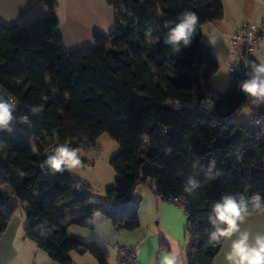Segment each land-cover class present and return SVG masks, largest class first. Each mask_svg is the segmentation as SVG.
Returning a JSON list of instances; mask_svg holds the SVG:
<instances>
[{
	"label": "trees",
	"instance_id": "1",
	"mask_svg": "<svg viewBox=\"0 0 264 264\" xmlns=\"http://www.w3.org/2000/svg\"><path fill=\"white\" fill-rule=\"evenodd\" d=\"M105 2L115 10L112 32H94L92 47L72 52L64 49L58 32L54 0H41L47 15L32 25L0 24V93L17 101L13 131L0 132V179L14 187L25 211V238L58 264H73L71 252L108 264L107 250L69 235L68 227L93 229V216L101 214L118 232L137 229L141 200L134 194L147 181L155 197L177 203L186 215V264H213L222 245L208 243L211 205L225 194L264 196V128L254 125L264 110L255 109L239 90L258 61L252 55L211 109L196 112L194 98L199 100L217 68L212 49L202 45L201 28L222 19V0ZM186 10L198 15L197 32L189 47L176 52L164 43L163 24ZM48 57L53 60L42 61ZM32 106H42V112L33 115ZM244 107L253 110L249 118L232 121ZM24 115L29 124L20 122ZM104 132L121 142L119 156L110 163L118 178L105 191L107 204L88 197L89 186L79 177L42 167L57 145L89 152ZM42 133L33 147L32 138ZM213 159L220 174L204 181L201 168ZM44 172H51V185L39 178ZM188 176L202 182L190 196L182 190ZM9 203L0 189V235L8 221L1 210ZM73 208L82 215L67 221L65 214ZM158 248L169 251L166 237ZM122 249L118 260L135 264L133 250Z\"/></svg>",
	"mask_w": 264,
	"mask_h": 264
},
{
	"label": "crops",
	"instance_id": "2",
	"mask_svg": "<svg viewBox=\"0 0 264 264\" xmlns=\"http://www.w3.org/2000/svg\"><path fill=\"white\" fill-rule=\"evenodd\" d=\"M54 1L56 4L55 14L58 20V32L67 52L84 47H92L94 45V32L104 35L112 32L115 10L105 0ZM246 1L247 3L249 2V0ZM46 15L47 10L41 0H0V24L4 26L16 25L23 27L32 25L37 20L45 18ZM243 19H228L227 11L224 10L221 20L208 23L204 27L202 26V45L211 48L212 51H217L222 46L229 48L230 35L243 26L249 25V23L243 22ZM251 19L252 17L249 18V20ZM253 57H255L254 54ZM47 59L48 61H42L49 62L53 60L52 57ZM206 60L207 56L203 55L201 58L202 66ZM205 87L215 93L209 86L206 85ZM57 97L61 98L62 94L58 93ZM44 173H50L51 175V172ZM44 173L39 175L40 179H43ZM46 183L51 185L52 177ZM0 189L10 196V203L17 204L16 199H14L15 190L12 185L0 179ZM152 200L158 209L160 226L169 242V251L179 250L185 262V255L190 248V241L186 240L185 236L187 219L183 209L175 202L164 201L157 197H153ZM71 210L65 214L67 221L79 218L82 215L79 210ZM25 227V221H15L13 216L8 217L6 230L0 235V264H57L39 250L32 241L25 238ZM77 228V226L71 224L68 227V234L83 238L82 231ZM241 229L250 232L253 236L257 233H264V211L250 215L241 225ZM156 243L157 237L154 234L150 237L148 243L145 242L141 247L143 248L141 253L148 258V264L154 254H156ZM229 246L230 241L223 243L219 253L214 258L213 264H228L225 260V253L229 250ZM135 259V264H137V256Z\"/></svg>",
	"mask_w": 264,
	"mask_h": 264
},
{
	"label": "rangeland",
	"instance_id": "3",
	"mask_svg": "<svg viewBox=\"0 0 264 264\" xmlns=\"http://www.w3.org/2000/svg\"><path fill=\"white\" fill-rule=\"evenodd\" d=\"M222 5L223 12L224 10L227 11L228 19L244 18L243 22H247L249 25L255 26L260 31L264 32V0H249L248 3L246 0H222ZM250 17H252L251 20H249ZM243 28L244 26L234 33H238V31H241ZM212 53L217 61V68L212 72L206 85L209 86L216 95H222L226 91L231 76L233 75L230 72V68L234 63L233 52L229 43V48L222 46L218 48L217 51H212ZM253 54L258 63L264 62V34L259 37L258 44L255 46ZM43 60L48 61L47 58ZM193 108L196 112L200 110V104L197 97L194 98ZM254 108L257 110H264V103L255 102ZM252 111L253 110L250 107H244L232 118V121L246 120L249 118ZM43 135V133L38 134L32 138L31 144L33 147L35 146L34 142L37 139H41ZM96 144L97 148L89 152L84 153L83 150L79 149L78 151L82 161L81 167L68 172L86 182L89 186V189L87 190L88 197L107 204L105 191L114 187L118 178L117 172L110 163L113 158L119 156L121 142L112 139L108 133L104 132L98 136ZM43 180L50 181V173H44ZM151 185V181H147L146 184L139 185L135 190L134 197L141 200L138 212L139 227L137 229L133 231L118 232L114 229L112 223L101 214H95L93 216V229L88 230L81 227L77 228L82 231L83 238L88 239L89 241L95 240L100 247L107 250L108 264H123L118 260L119 252L115 249L117 246L125 248L126 250L132 249L135 258L137 256V264H148V258L141 253L143 250L141 247L145 242L148 243L150 237L154 234L157 237L156 250L158 252L155 251L156 254H154L149 264H159L160 255L166 252L165 249L158 248L160 239L164 238L166 234H164V231L160 226L158 209L152 202V199L155 196L150 187ZM14 199L16 198L14 197ZM74 210L82 212L80 208H73L71 211ZM1 211L6 217L13 216L15 221L23 220L26 222L25 211L18 202L17 204L9 203L2 208ZM69 257L73 264H98L95 258L89 253L81 256L75 252H71Z\"/></svg>",
	"mask_w": 264,
	"mask_h": 264
},
{
	"label": "clouds",
	"instance_id": "4",
	"mask_svg": "<svg viewBox=\"0 0 264 264\" xmlns=\"http://www.w3.org/2000/svg\"><path fill=\"white\" fill-rule=\"evenodd\" d=\"M199 17L195 12L184 11L174 20H166L163 28L164 43L170 45L176 52L181 47H189L197 32ZM239 90L254 102L264 103V62L250 65L246 79L239 83ZM211 106L212 102H207ZM17 101L12 96L0 93V132L11 133L12 125L16 120L14 113ZM30 112L39 115L42 106H32ZM20 122L29 124L27 115L20 117ZM82 161L77 148L69 143L57 145L52 154L47 155L42 167L47 166L53 173L73 171L81 167ZM195 167V165H194ZM205 180H213L220 173L216 169V161L210 160L206 168H201ZM202 187V182L195 176H188L182 190L193 195ZM264 211V196L253 193L225 194L215 201L208 214L211 231L208 232V243L217 246L230 241L229 250L225 253L228 264H264V233L253 236L250 232L241 229V225L253 213ZM159 264H185L179 250L167 251L160 255Z\"/></svg>",
	"mask_w": 264,
	"mask_h": 264
},
{
	"label": "built area",
	"instance_id": "5",
	"mask_svg": "<svg viewBox=\"0 0 264 264\" xmlns=\"http://www.w3.org/2000/svg\"><path fill=\"white\" fill-rule=\"evenodd\" d=\"M260 37V30L252 25H245L241 31L234 33L230 36V46L233 52V65L230 68V72L235 74L241 70L247 68L249 59L252 57L254 48L258 44ZM200 108L203 110H210L213 102L217 99V95L207 88H203L198 93ZM208 101H211V106L208 105ZM254 125L264 128V115H259ZM115 249L123 253L121 247H115Z\"/></svg>",
	"mask_w": 264,
	"mask_h": 264
}]
</instances>
